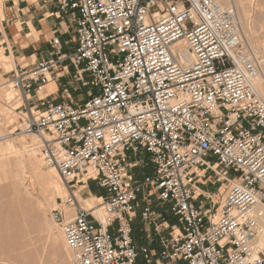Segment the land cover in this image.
<instances>
[{"label": "built area", "instance_id": "1", "mask_svg": "<svg viewBox=\"0 0 264 264\" xmlns=\"http://www.w3.org/2000/svg\"><path fill=\"white\" fill-rule=\"evenodd\" d=\"M58 5L75 52L19 66L8 83L23 103L20 134L38 138L65 187L51 217L73 264H264V100L236 11L218 0ZM65 63L76 86L47 101ZM144 155L153 173L135 180ZM208 178L225 194L198 203ZM91 182L102 195L87 207Z\"/></svg>", "mask_w": 264, "mask_h": 264}, {"label": "crops", "instance_id": "2", "mask_svg": "<svg viewBox=\"0 0 264 264\" xmlns=\"http://www.w3.org/2000/svg\"><path fill=\"white\" fill-rule=\"evenodd\" d=\"M76 48L74 26L59 13L58 0H0V58L8 70L4 74L7 80L19 66L33 68L43 59L57 60L59 53L71 55ZM73 72L70 64L59 65L54 71L52 81L45 87L43 98L51 102H62L64 89L71 85L76 86ZM71 92L72 95L76 94L73 89ZM76 97L75 100H78L80 95ZM142 159L143 165L134 171L135 180H141L145 174L153 173L150 157L144 155ZM201 182L198 185L201 192L196 194L198 199L204 202V196L214 195L217 201L221 200L226 191L225 185L219 184L222 190L214 191L210 178ZM95 189L89 184L84 190L87 191L85 195L91 193L100 197L102 192L97 187ZM1 197L3 207H8L9 194L4 193ZM137 232L136 227V235Z\"/></svg>", "mask_w": 264, "mask_h": 264}, {"label": "rangeland", "instance_id": "3", "mask_svg": "<svg viewBox=\"0 0 264 264\" xmlns=\"http://www.w3.org/2000/svg\"><path fill=\"white\" fill-rule=\"evenodd\" d=\"M236 1L237 0H230V4L227 7H232L236 11L237 17H239L238 13L241 15L240 9L242 11H244V19H246L245 23H247L246 26L248 25L247 31H248V33L251 31L252 32L249 33L250 41L247 40V38H245L244 34H242L244 36L243 41H244V44H245V47L247 48V50L249 52H251L253 55H255L259 59V61L261 62V64H259V68H260L259 69V75L260 76L262 75L261 77L264 80V21H263L264 20L263 19V17H264V14H263L264 13L263 12L264 11V4L258 6L259 5L258 3L252 4V3L248 2V0H243V1L241 0L244 5L241 6V8H240V7H238ZM261 11H262V13H260ZM241 17L243 18V16H241ZM238 22L240 24L239 19H238ZM250 29H251V31H250ZM240 31H241V29H240ZM257 50H258V52H257ZM253 51H255V52H253ZM256 52H257L258 56L255 54ZM7 71L8 70L6 69L5 64L1 61V58H0V104H1L0 106L2 107V110L10 113L12 116V118L9 119L10 122L9 121L6 122L5 132L7 131L6 132L7 134H11L12 138H14L15 140H21V139H23V137L26 139H29L30 137H28V135L20 134V132H19V129L22 128L21 120H20V114H19V111L15 112L13 109L21 107L23 103H22V100L19 98L18 93L11 88V86L8 83V80L4 76L5 72H7ZM7 91H9V92L12 91L13 96H12V98L5 100L3 94ZM85 92H86L85 90H82L76 94H73L72 97L75 99V97L77 95H80L81 97H79L78 99L86 98ZM41 97H43V94L41 95ZM76 99H77V97H76ZM75 102H77V100H75ZM18 146H20V145L18 144ZM19 148H20V150L18 148H16V151H17L16 153H15V150L13 151L17 158L14 157L13 160H10L11 162H9V171H13L14 173H17L20 170V166H22L20 164L23 161L26 162V156L24 154L25 152L23 150H21V146ZM18 151H20V152H18ZM17 154L21 155L20 158H18L19 155L17 156ZM18 164H19V166H18ZM51 170L52 169H48L44 165L42 167V171L45 173H49V172H51ZM20 172H21V170H20ZM25 176L27 177V180L29 182L30 181L32 182V185L34 187L33 188L34 191L38 192L39 189H38L37 183L35 182V177H32V176H34L33 173L29 169H26ZM9 182L10 181L8 179H6V173L5 172L0 173V196H2L4 193L9 194V196H10V198H9L10 204L8 207H5V208L3 207V204H2L3 199H2V197L0 198V249H1L0 252L3 250L7 251V252L12 251V252L16 253V254L15 253L14 254L17 257L18 253H22V250L26 253H29V252L34 253L36 251L38 253V250L40 248L39 251L42 250L41 252H39L41 257L39 255L35 254L38 256L37 257L38 260H36V264H42V263L43 264H48V263L49 264H73L72 258H70L71 254L69 253V251L67 252V250H66V253H68L66 255V253H65V251H63V249L58 248L57 246L56 247L50 246L49 240L46 236V234H47L46 231H43L42 228H41L42 231L40 230V227L43 224V223L41 224V222H44L43 220L40 219L41 221L37 222V223L40 222V224H41L40 227H39V224L36 225V223H35L36 227L38 226L37 228L33 227L32 229L31 228L26 229L25 226H23V224H22V196L21 195H15V193L10 190ZM201 183L202 182H197V184H199V185H201ZM90 185L92 186V189L96 190L95 189L96 186L93 182H91ZM220 189L222 190V186H220V185L212 187V190H214V191L220 190ZM86 192L87 191H82L79 194V196H82V199L84 198L85 200L88 197V199H90V201H88L85 205H87V207L88 206L91 207L96 202V200L93 199V197H95V195H93L91 193L88 195H85ZM62 198H63L62 196H57L56 201H58V203H59L60 200H62ZM89 202H90V204H88ZM197 202L201 203V199H198ZM54 204H52V205H54ZM54 207L52 206V208H50L48 210V212L46 214V218H48L52 222V224H54L59 229L60 227L51 218V211L54 209ZM165 209H166L165 207L157 208V210L159 212H164ZM9 217H10V219H9L10 222L8 224L6 220H8ZM167 219L171 223L176 221L175 217H173V216H167ZM6 223H7V225H5ZM137 228H138L137 241L140 242V240H141V232H140L141 227L138 225ZM41 246H43V248ZM18 247H20V248H18ZM36 248H37V250H36ZM18 250H20V251H18ZM44 253H45V255H44ZM20 255H21V258L20 257L19 258L22 259V254H20ZM68 257L71 260H69ZM66 258H68V260ZM40 260H42L43 262L40 263ZM2 261H4V260H2Z\"/></svg>", "mask_w": 264, "mask_h": 264}, {"label": "bare ground", "instance_id": "4", "mask_svg": "<svg viewBox=\"0 0 264 264\" xmlns=\"http://www.w3.org/2000/svg\"><path fill=\"white\" fill-rule=\"evenodd\" d=\"M242 1L241 0L236 1L238 7H240V8H241V6L244 5L242 3ZM218 2L224 8H226L230 4V0H218ZM248 2H250L252 4L258 3L259 4V5L257 4L258 6L264 4V0H248ZM240 11H241V15L238 13V15H239L238 19L240 20L239 26H241L240 27L241 35L244 34L245 38H247V40L250 41L249 33H251L252 31L250 29L251 32L248 33V31H247L248 25L246 26L247 23H245L246 19H244V11H242L241 9H240ZM260 13H262V11ZM241 16H243V18ZM263 19H264V17H263ZM244 36L242 35V38ZM255 51H253V52H255ZM257 52H258V50H257ZM257 52L255 53L256 55H257ZM258 61H259V59H258ZM259 64H261V62ZM261 76L260 75L256 76L252 80V84H253L255 90L258 92V94L264 100V80L262 79ZM3 95H4L5 100H8V99L12 98L13 93H12V91L11 92L7 91ZM11 118H12L11 114L2 110V107L0 106V173H2V172L6 173V179H8L10 181L9 182L10 190L13 191L15 193V195H21L22 196V224H23V226H25L26 229H30V228L32 229L33 227L37 228L38 227V226L36 227L37 224H39V227H40V225L43 223L40 227V230L42 228L43 231H46V233H47L46 236L49 240L50 246L51 247L57 246L58 248L63 249V251H65V253H66V250L68 252V249H67V246L65 244V239H64V235H63L61 228L58 229L54 224H52V222L48 218H46V214H47L48 210L50 208H52V206L53 207L55 206L54 208H56V206H57L58 201H56V197L57 196L63 197L66 195L65 187L61 181L59 174L57 173V171L55 169H52L51 172H49V173H45L42 171V167L44 164H43V161H42V159L40 157V153H39L38 138L35 135H28V137H30L29 139H26L23 137V139H21V140H15L14 138H12L11 134H7L6 133L7 131L5 132L6 122L9 121V119H11ZM18 144L21 146V150H23L25 152V153L24 152L23 153L26 156V162L23 161L20 164V165H22V166H20L21 172L19 170L17 173H14L13 171H9V162H11L10 160H13L14 157H16L15 156V153L17 152L16 148H18L20 150V148H19L20 146H18ZM14 150H15V153L13 152ZM18 152H20V151H18ZM18 155L19 154H17V156ZM20 156L21 155H19L18 158H20ZM18 166H19V164H18ZM26 169H29L33 173L34 176H32V177H35V182L37 183L38 189H39L38 192L34 191V189H33L34 187L32 185V182L31 181L29 182L27 180V177L25 176ZM80 200L84 201L85 203L90 201V199H88V197L86 200H83V199H80ZM52 204H54V205H52ZM88 204H90V202ZM256 210L260 213L262 211H264L262 209V207H258V208H256ZM9 219H10V217L8 218V220L5 219L8 224L10 222ZM40 219L44 221V222H41V224H40V222L37 223L38 221H41ZM7 223L5 225H7ZM35 223H36V225H35ZM262 232H263L262 236H264V229ZM41 247L43 248V246H41ZM18 248H20V247H18ZM36 250H37V248H36ZM39 250H40V248H39ZM39 250H38V253L42 251V250L41 251H39ZM18 251H20V250H18ZM14 253L15 252H12V251L7 252V251L3 250L0 252V260L8 261V262H11L13 264H36V260H38L37 255L40 256V253L38 254L37 251L34 253L33 252L26 253L22 250V253H18L17 257L15 255L16 253L15 254ZM20 254H22V259H20L21 258ZM35 254H37V255H35ZM67 254L68 253H66V255ZM44 255H45V253H44ZM68 258H66V259L68 260ZM70 258H69V260H71ZM42 262L43 261L40 260V263H42Z\"/></svg>", "mask_w": 264, "mask_h": 264}, {"label": "trees", "instance_id": "5", "mask_svg": "<svg viewBox=\"0 0 264 264\" xmlns=\"http://www.w3.org/2000/svg\"><path fill=\"white\" fill-rule=\"evenodd\" d=\"M137 235H135V237H136ZM137 238V237H136Z\"/></svg>", "mask_w": 264, "mask_h": 264}]
</instances>
